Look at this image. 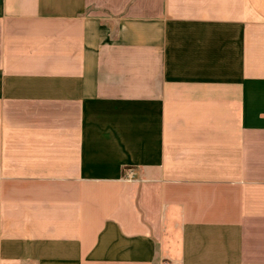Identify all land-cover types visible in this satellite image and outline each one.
<instances>
[{
    "label": "crops",
    "instance_id": "crops-1",
    "mask_svg": "<svg viewBox=\"0 0 264 264\" xmlns=\"http://www.w3.org/2000/svg\"><path fill=\"white\" fill-rule=\"evenodd\" d=\"M0 264H264V0H0Z\"/></svg>",
    "mask_w": 264,
    "mask_h": 264
}]
</instances>
